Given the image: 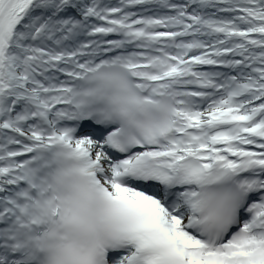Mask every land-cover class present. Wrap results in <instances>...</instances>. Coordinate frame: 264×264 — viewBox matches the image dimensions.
<instances>
[{"label": "snow or ice", "instance_id": "snow-or-ice-1", "mask_svg": "<svg viewBox=\"0 0 264 264\" xmlns=\"http://www.w3.org/2000/svg\"><path fill=\"white\" fill-rule=\"evenodd\" d=\"M0 264H264V0H0Z\"/></svg>", "mask_w": 264, "mask_h": 264}]
</instances>
